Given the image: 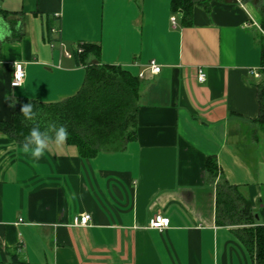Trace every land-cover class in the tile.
<instances>
[{
    "label": "crops",
    "instance_id": "0c3cea01",
    "mask_svg": "<svg viewBox=\"0 0 264 264\" xmlns=\"http://www.w3.org/2000/svg\"><path fill=\"white\" fill-rule=\"evenodd\" d=\"M263 15L264 0H199L188 24L171 0H0L12 29L0 42V121L19 98L76 93L92 63L140 77L136 135L122 149L85 157L65 142L34 167L0 132V264H256L248 224L217 222V185L238 187L264 224ZM84 43L99 53L80 57ZM83 213L89 224L73 225ZM157 214L167 228L150 227Z\"/></svg>",
    "mask_w": 264,
    "mask_h": 264
},
{
    "label": "trees",
    "instance_id": "16d2710c",
    "mask_svg": "<svg viewBox=\"0 0 264 264\" xmlns=\"http://www.w3.org/2000/svg\"><path fill=\"white\" fill-rule=\"evenodd\" d=\"M199 0H171L174 11H181L185 23H190L192 9ZM206 3L209 0H204ZM264 30V15L261 21ZM262 40V69L264 71V35ZM80 57L90 52L99 53L94 43L82 44ZM140 77L122 66L102 64L87 65L86 77L81 88L61 100L45 102L37 98H19L13 104V117L0 121V132L19 142L24 141L29 130L38 125L41 130L51 122L66 124L70 133L68 144L77 147L82 156L88 157L104 150H118L134 138L138 124V98ZM259 96L264 122V85H260ZM32 103L38 115L35 121H27L20 114V106ZM207 169L216 175L219 165L213 157L207 159ZM251 203L238 187L228 182L217 185V219L219 224L245 221L248 224L241 236L252 249L256 264H264V224L253 225Z\"/></svg>",
    "mask_w": 264,
    "mask_h": 264
},
{
    "label": "clouds",
    "instance_id": "9594fccd",
    "mask_svg": "<svg viewBox=\"0 0 264 264\" xmlns=\"http://www.w3.org/2000/svg\"><path fill=\"white\" fill-rule=\"evenodd\" d=\"M19 29V23L17 24ZM12 36V29L3 18H0V42ZM19 66H17V77L14 86H19ZM20 114L27 121H35L38 115L34 105L30 102L20 106ZM68 126L51 122L43 130L38 125L30 128L27 136L24 137L21 151L31 158L34 167H38L39 161L52 145L62 147L69 138Z\"/></svg>",
    "mask_w": 264,
    "mask_h": 264
},
{
    "label": "built area",
    "instance_id": "2783aa9c",
    "mask_svg": "<svg viewBox=\"0 0 264 264\" xmlns=\"http://www.w3.org/2000/svg\"><path fill=\"white\" fill-rule=\"evenodd\" d=\"M173 24L174 25L176 24L175 20H173ZM261 30H262V32L264 34V30L262 28H261ZM76 51L77 52H82L83 51L82 46L77 47ZM66 54L70 55L71 53L70 52H66ZM17 66H19V76H20L19 86L22 85V83L24 81V78H25V69L23 67V64L21 62H15L14 63L13 79H12V83H11L13 87H16V86H14L13 82L16 81ZM149 67H150V69H151V71L153 73H159L161 71V65H159L156 62V60H154V59H152L149 62ZM259 74H260L259 71L255 72L256 76H259ZM140 76H143V74L141 73ZM198 80L200 82H204L206 80V73H205V71L203 70L202 67H200L198 69ZM90 220H91V214L83 213V214L78 215V216H76L74 218L73 225H77V226L88 225ZM169 225H170V219L168 217L162 215V214L154 215L151 218V220H150V227L156 228V229H159V230H163V229L167 228Z\"/></svg>",
    "mask_w": 264,
    "mask_h": 264
}]
</instances>
